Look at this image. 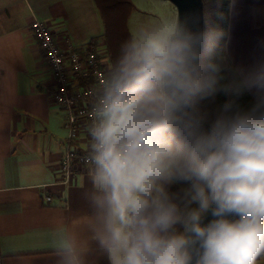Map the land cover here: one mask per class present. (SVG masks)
Segmentation results:
<instances>
[{"label": "clouds", "instance_id": "clouds-1", "mask_svg": "<svg viewBox=\"0 0 264 264\" xmlns=\"http://www.w3.org/2000/svg\"><path fill=\"white\" fill-rule=\"evenodd\" d=\"M230 40L207 9H177L121 43L57 264H264V40L247 60Z\"/></svg>", "mask_w": 264, "mask_h": 264}, {"label": "crops", "instance_id": "crops-1", "mask_svg": "<svg viewBox=\"0 0 264 264\" xmlns=\"http://www.w3.org/2000/svg\"><path fill=\"white\" fill-rule=\"evenodd\" d=\"M34 18L50 25L60 47H105L94 0H0V264H57L59 221L83 208L90 187L91 166L63 180L64 114L29 27ZM228 30L233 52L247 60L264 40V0H236ZM90 264L107 260L93 256Z\"/></svg>", "mask_w": 264, "mask_h": 264}, {"label": "built area", "instance_id": "built-area-1", "mask_svg": "<svg viewBox=\"0 0 264 264\" xmlns=\"http://www.w3.org/2000/svg\"><path fill=\"white\" fill-rule=\"evenodd\" d=\"M29 27L52 74V99L64 114L66 136L60 170L66 181L78 169L91 166L88 127L93 118L99 82L111 62L101 43L89 46L67 43L60 47L47 22L34 18ZM81 142L85 148H81ZM51 200V195L45 196L46 202Z\"/></svg>", "mask_w": 264, "mask_h": 264}, {"label": "trees", "instance_id": "trees-1", "mask_svg": "<svg viewBox=\"0 0 264 264\" xmlns=\"http://www.w3.org/2000/svg\"><path fill=\"white\" fill-rule=\"evenodd\" d=\"M203 12L207 9L216 23L228 29L229 0H202ZM103 23L102 38L110 62L119 52L121 43L128 38L127 20L133 9L131 0H94ZM97 43L90 41L87 46Z\"/></svg>", "mask_w": 264, "mask_h": 264}, {"label": "rangeland", "instance_id": "rangeland-1", "mask_svg": "<svg viewBox=\"0 0 264 264\" xmlns=\"http://www.w3.org/2000/svg\"><path fill=\"white\" fill-rule=\"evenodd\" d=\"M133 9L127 20L129 34L138 28L163 22L175 7L169 0H131ZM115 57H113V60Z\"/></svg>", "mask_w": 264, "mask_h": 264}, {"label": "water", "instance_id": "water-1", "mask_svg": "<svg viewBox=\"0 0 264 264\" xmlns=\"http://www.w3.org/2000/svg\"><path fill=\"white\" fill-rule=\"evenodd\" d=\"M169 1L174 5L175 10L179 9V13L181 17L203 13L202 0H169Z\"/></svg>", "mask_w": 264, "mask_h": 264}]
</instances>
